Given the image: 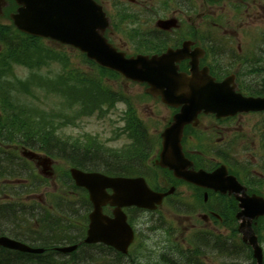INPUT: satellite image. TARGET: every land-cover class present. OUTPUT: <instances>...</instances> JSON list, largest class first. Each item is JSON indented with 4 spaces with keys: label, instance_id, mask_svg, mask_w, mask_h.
Returning <instances> with one entry per match:
<instances>
[{
    "label": "rangeland",
    "instance_id": "obj_1",
    "mask_svg": "<svg viewBox=\"0 0 264 264\" xmlns=\"http://www.w3.org/2000/svg\"><path fill=\"white\" fill-rule=\"evenodd\" d=\"M257 3L262 5L264 7V0H257ZM106 4V3H105ZM107 5V4H106ZM229 11H226V13H228ZM259 12L261 13L260 14V17H258L254 23L257 24V26H254L253 29H256V30H259V31H264V18L262 17V15H264V9L263 11H260ZM231 17V13L229 14L227 20H229ZM147 22V21H146ZM143 25V28L144 29H148V27L150 25H148V23H146ZM114 39V42L113 44L117 47L120 48L121 51L127 53V54H130V48L128 46V44L126 43L125 40H123L121 37H118V36H113L112 37ZM48 45L50 46H53L54 48L56 49H59L58 45H54V43L48 41L47 42ZM65 51L70 54V49H65ZM71 55V54H70ZM72 56V55H71ZM72 62L73 63H76V60L74 58H72ZM18 75H23V70L22 69H16L15 71ZM27 73V72H26ZM114 87V85H112ZM124 87L126 88L130 93H135L136 91H139L138 88L136 87H133L131 85H127V84H124V83H121V88ZM119 109H121V107L119 106ZM118 110V108H117ZM115 114L116 113H111L108 115L107 118L103 119V120H106L105 123H101L102 121H98L97 118L93 117L92 119H90V121H93L91 122L90 126H89V130L91 132H99V134L101 133H104L105 135H108L110 134L111 130H112V121L113 119L115 118ZM162 120V118H161ZM68 134H71V131H67ZM239 150L237 149V152ZM58 167H60L59 169H63V170H68L69 169V165H67L64 161H61L60 163H58ZM62 172V171H61ZM159 185H163V183H159ZM169 206H171V204H167V206H164L161 208V212L157 215H155V217H157L158 215H162V218L166 221H171L172 219V213L170 214L169 211H168V208ZM154 215H151L149 213H142V212H138V214H136V219H137V222L139 224H143L142 226L143 227H146V224H144L143 222H147V221H150V220H153L152 217ZM32 220L30 221H26V223H31ZM185 224V223H184ZM187 224V228L189 227V223H186ZM186 228V229H187ZM186 232V231H185ZM186 237L185 235L182 236V238ZM263 249H264V246H263ZM85 254H92V249H89L88 251L85 252ZM85 258H86V255H84ZM88 258V257H87ZM89 261V260H87Z\"/></svg>",
    "mask_w": 264,
    "mask_h": 264
},
{
    "label": "water",
    "instance_id": "obj_2",
    "mask_svg": "<svg viewBox=\"0 0 264 264\" xmlns=\"http://www.w3.org/2000/svg\"><path fill=\"white\" fill-rule=\"evenodd\" d=\"M89 17L91 19V22L93 25H98L100 23V15L99 13L95 10V8H91L90 12H89ZM69 21L71 23H78V21L76 20V14L72 13L71 15H68ZM102 27V25H98V26H89L87 27L85 30H83L82 33V37L83 40H85V48H89L90 51L95 54L96 53V46L95 44L99 43V45H103V39L101 37H99L96 33H95V29ZM93 34L95 36H93Z\"/></svg>",
    "mask_w": 264,
    "mask_h": 264
},
{
    "label": "bare ground",
    "instance_id": "obj_3",
    "mask_svg": "<svg viewBox=\"0 0 264 264\" xmlns=\"http://www.w3.org/2000/svg\"><path fill=\"white\" fill-rule=\"evenodd\" d=\"M87 257H88L89 261H91V258L95 259L97 256H90L91 258H90L89 256H87ZM51 262H52V261H51ZM48 263H49V262H46V264H48Z\"/></svg>",
    "mask_w": 264,
    "mask_h": 264
},
{
    "label": "trees",
    "instance_id": "obj_4",
    "mask_svg": "<svg viewBox=\"0 0 264 264\" xmlns=\"http://www.w3.org/2000/svg\"><path fill=\"white\" fill-rule=\"evenodd\" d=\"M9 96H10V95H9ZM16 119H17V120H21V118H19L18 116H16ZM50 264H51V263H50Z\"/></svg>",
    "mask_w": 264,
    "mask_h": 264
}]
</instances>
